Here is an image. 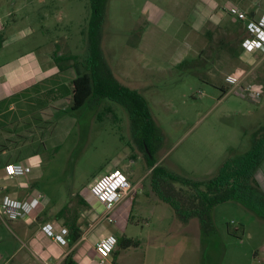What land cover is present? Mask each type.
I'll return each instance as SVG.
<instances>
[{
	"label": "rangeland",
	"instance_id": "1",
	"mask_svg": "<svg viewBox=\"0 0 264 264\" xmlns=\"http://www.w3.org/2000/svg\"><path fill=\"white\" fill-rule=\"evenodd\" d=\"M252 2L254 11L264 9V0ZM166 4L109 0L102 49L115 76L142 94L161 129L162 140L153 155L157 163L183 177L209 178L231 151H245L252 133L264 124V43L245 50L243 40L233 34L239 23L243 33L252 35L248 23L264 11L253 18L246 12L240 20L229 12L230 7H238L227 5L229 22L222 24L228 26L227 31L217 26L204 32L194 47L199 53L187 58L185 67L176 68L178 63L171 65L170 59L160 57L166 52L168 35L149 15L169 13ZM88 15V0H0V63L29 51H35L42 67L53 66L52 71H57L55 51L76 53L82 61ZM146 30L154 33L155 49L139 48ZM223 37L234 39L240 52L237 46L233 50L222 46ZM76 72L73 67L65 71L67 93L63 97L7 122L17 131L12 130L15 135L8 139L0 160H30L32 152H38L35 194L44 211L54 216L64 203L76 207L77 194L87 201L93 197L102 207L90 187L103 173L119 170L134 190L131 200L113 209L115 220L103 219L97 207L79 211L86 225L103 220V226L115 230L120 225L126 236L137 239L136 245H115L108 259L116 249L117 264H264L254 257L256 250L264 249V219L237 201L217 204L205 230L196 218L178 219L151 189L145 153L134 141L125 109L105 99L93 107L69 109V80ZM235 73L241 75L236 86L227 80V75ZM246 83L259 88L258 97L242 92ZM14 111L6 115L13 116ZM258 174L264 177V165ZM26 198L33 201L32 196Z\"/></svg>",
	"mask_w": 264,
	"mask_h": 264
},
{
	"label": "trees",
	"instance_id": "2",
	"mask_svg": "<svg viewBox=\"0 0 264 264\" xmlns=\"http://www.w3.org/2000/svg\"><path fill=\"white\" fill-rule=\"evenodd\" d=\"M108 1L88 0L89 15L84 30L86 52L83 60L80 61L76 53L62 54L55 51L53 61L57 72L1 99L0 110L8 108L11 103H14L15 107L17 103H21L22 106L17 105L19 110L16 111L22 117L21 114H32L45 109L53 100L67 93L66 78L63 76H68L65 71L73 67L77 72L69 80V109L93 107L104 99L125 109L134 141L145 153V170L150 169L151 189L160 200L172 208L178 219L188 221L196 218L205 230L210 227L213 208L225 201H237L264 219V190L255 177L256 171L264 161V124L252 133L248 148L242 152L231 151L212 177H183L165 168L161 162L157 163L153 155L162 140L161 129L142 94L123 84L115 76L103 53L102 26L107 16ZM238 24L235 25L233 34L241 41L248 37V33H243L244 29H240ZM1 34L2 31L0 36ZM221 44L230 50L236 46L232 38L221 40ZM189 61L185 59L179 62L176 68L185 67ZM220 89L225 93L226 89ZM105 109L111 110L109 106ZM76 197V207L64 203L54 215V218L67 228L66 239L69 245L76 242L82 234L77 224L79 211L89 206L79 194ZM137 243V239L123 233L117 237L116 245L126 247ZM59 264H74L71 252L66 254Z\"/></svg>",
	"mask_w": 264,
	"mask_h": 264
},
{
	"label": "crops",
	"instance_id": "3",
	"mask_svg": "<svg viewBox=\"0 0 264 264\" xmlns=\"http://www.w3.org/2000/svg\"><path fill=\"white\" fill-rule=\"evenodd\" d=\"M152 3L166 2L169 13L156 15L150 13V17L155 19L154 25L162 27V31L166 32L168 38H164L166 43V52L160 57L171 60V65L187 59L195 58L198 49L197 43L201 40V35L209 31L212 27L222 26L227 31L228 26L222 24L229 22L226 15L227 5H235L239 10L250 13L253 17H257L263 10L254 11L253 0H149ZM238 22V20H237ZM3 23L0 19V31ZM240 25V24H239ZM236 29V26L233 30ZM160 30V29H159ZM223 31V32H225ZM146 37H142L139 48L150 49L156 48L153 44L157 41L154 33L144 31ZM144 35V34H143ZM224 40V37L223 39ZM159 41V40H158ZM152 43V44H149ZM194 43V44H193ZM237 46V47H236ZM237 51L239 44L236 43ZM53 66L42 67L35 51H29L21 54L11 60L0 63V100L8 95L19 91L22 88L47 78L57 71H52ZM14 103L8 108L0 110V154L8 149V139L15 135L12 130L16 128L7 125L9 121H17L20 115L15 113ZM6 111L13 112V116H7ZM14 134V135H13ZM33 156L28 159L21 160H0V264H59L63 257L71 252L74 264H97L95 242L99 237L109 233H114L117 237L123 234L122 227L118 225L115 230L110 229L106 225H102L103 220L87 223V225L78 217L77 224L82 231L80 238L69 245H61L42 231L44 223L54 222L62 225L54 216H49L44 211V205H41L35 194L36 181L38 179L39 161L38 152H32ZM23 163L29 165L30 170L26 174L7 177L4 166L7 163ZM264 161L260 168L263 167ZM255 173V177L264 190V177L258 174L259 169ZM14 200H25L28 202V196L33 197V201L29 202L33 208L31 212L23 217H11L1 208V202L4 197ZM86 200V199H85ZM88 209L97 207L99 213L102 207L92 197L87 201ZM125 204V200L122 202ZM121 203V204H122ZM120 205V204H119ZM120 205L119 208H121ZM120 212V209H117ZM42 212V213H41ZM98 213V214H99ZM27 217L28 219H26ZM25 218V219H23ZM53 224V223H52ZM118 230V232H117ZM119 234V235H117ZM134 238V237H133ZM64 249H63V247ZM116 249L112 251L109 257V264H117ZM255 258H261L259 263H264V249L254 252Z\"/></svg>",
	"mask_w": 264,
	"mask_h": 264
},
{
	"label": "built area",
	"instance_id": "4",
	"mask_svg": "<svg viewBox=\"0 0 264 264\" xmlns=\"http://www.w3.org/2000/svg\"><path fill=\"white\" fill-rule=\"evenodd\" d=\"M229 12L236 14L238 19L244 20L245 12L235 7H230ZM248 28L253 33L245 37L242 41V46L246 50L261 48L264 43V12L258 19L250 20ZM240 73L227 75V80L236 86L239 83ZM242 92L245 90L253 97H258L260 94L259 88L255 87L252 83H246V87L241 88ZM7 177L15 175L26 174L30 167L23 163H7L5 166ZM134 186L130 182L128 176L119 171L113 170L111 172L103 173L97 178L90 187L91 194L102 205V217L107 221L112 222L115 220L111 215L116 205L121 204L124 200H131V193ZM1 208L11 217H23L28 215L32 210V205L25 200H14L9 197H4L1 202ZM59 228L55 229L52 223H44L42 231L51 237L53 241L65 245L67 243L66 235L67 228L64 225H58ZM117 242V236L109 233L105 236L99 237L95 242V251L98 255L97 264H107L108 255L114 248Z\"/></svg>",
	"mask_w": 264,
	"mask_h": 264
}]
</instances>
